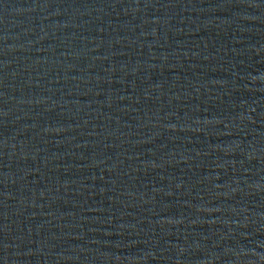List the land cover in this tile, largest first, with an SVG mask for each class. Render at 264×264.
Segmentation results:
<instances>
[{
    "label": "water",
    "instance_id": "1",
    "mask_svg": "<svg viewBox=\"0 0 264 264\" xmlns=\"http://www.w3.org/2000/svg\"><path fill=\"white\" fill-rule=\"evenodd\" d=\"M0 264H264V0H0Z\"/></svg>",
    "mask_w": 264,
    "mask_h": 264
}]
</instances>
